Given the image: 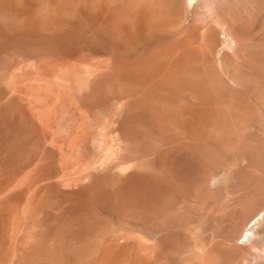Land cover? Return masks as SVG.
<instances>
[{
	"label": "bare ground",
	"instance_id": "6f19581e",
	"mask_svg": "<svg viewBox=\"0 0 264 264\" xmlns=\"http://www.w3.org/2000/svg\"><path fill=\"white\" fill-rule=\"evenodd\" d=\"M187 1L190 6L196 4V0ZM184 2L186 1L0 0V57L15 48L36 56L91 52L104 53L103 55L110 57L111 64L104 71L82 75L80 71H76V76L72 77L70 73L72 76L68 75L67 78L72 84L77 83L83 101L88 105L101 107L113 99H126V116L123 117L126 121L125 129L130 136L136 135L138 126L148 130V134H142V137L149 135L148 139H142L145 149L150 151V155L153 154L152 174L156 171L169 178L166 184L170 194L174 185L175 202L180 206L177 213L151 214L155 223L160 220L165 224H176L188 220L193 208L199 207L204 202L203 198L207 197L202 198V178L214 167H223L240 185L249 187L260 184L264 173V35L260 37L258 30L257 34H253L242 19L228 15L231 18L226 19L225 25L231 30L234 44L230 50L223 48V25L220 27L212 24L213 22L205 25L206 22L201 21L204 25L193 22L184 26L179 15L182 10L178 13ZM180 22L184 25L181 26ZM78 74L80 75L77 76ZM2 85L0 101L3 97L5 99L0 103V264H117L111 251H99L93 247L94 240L81 236L83 231L79 221L64 223L67 214L75 213L81 206L68 200H59L61 203L57 201L54 189L59 184L55 181L40 186L31 199L32 213L41 212L47 216V220L40 226H44L47 231L44 235L30 232V224L37 222L30 221L29 224L25 221L21 205L24 202V192L35 184L41 174L34 173L23 189L9 190L31 155H25L22 141L28 129L27 119L17 106L18 102L24 103V98L19 94H11ZM9 93L10 96L6 99L5 96ZM30 119L35 121L33 117ZM121 128L124 130V127L120 126ZM141 133L143 132L139 134ZM156 142L159 143L157 147L154 145ZM131 175L136 177V174L135 177ZM153 175L148 176L147 180L140 176L144 180L142 182L150 186L149 190H155L161 180L158 181ZM130 180L124 185L126 192L135 190V184L141 181ZM106 187L105 189L108 188ZM138 191L135 192L141 193ZM64 192L70 195L77 194L80 190ZM243 192L246 193L244 190ZM253 192L250 198L243 197L244 193L234 202L231 199L233 203L228 201L233 206L231 212L235 219L239 214L235 209L240 206L244 210L240 217L237 216V222H241L239 224L243 223L244 216L250 210L260 205L257 192ZM136 198L134 199L137 200ZM130 199L129 197V201ZM140 205L142 206L141 203ZM228 210L230 208L227 212ZM219 212L221 211L217 214ZM54 213L65 217L62 219L64 225L60 226L61 220L54 218ZM40 227L38 226L39 230L42 229ZM235 229H232L233 234ZM214 257L217 264H224V254L217 252Z\"/></svg>",
	"mask_w": 264,
	"mask_h": 264
},
{
	"label": "rangeland",
	"instance_id": "374dc122",
	"mask_svg": "<svg viewBox=\"0 0 264 264\" xmlns=\"http://www.w3.org/2000/svg\"><path fill=\"white\" fill-rule=\"evenodd\" d=\"M117 1L121 2V0ZM185 1L187 3L184 2V8L179 7L180 10L178 9V13L182 10L179 15L181 22L185 25L182 24L188 26L193 22L200 24L202 21L206 22L205 25L213 22L212 24L214 25L225 26L224 28L221 27L222 30L225 29L223 30L224 33L221 34L224 38V42L221 45L223 48H229L228 50H230L231 45L234 44L231 30L227 27L228 31L225 25L226 19L231 18L229 16L232 15L235 18L239 17L240 20L242 19L247 29L252 33L254 32L253 34H257L258 30L260 37L264 35V0H196V4L191 6L187 0ZM188 5L191 8L187 7ZM222 17L224 24L222 23ZM181 22L180 25L182 26ZM200 25H204V23ZM181 26H178V28H181ZM227 32L228 34L230 33L231 37L228 34L226 35ZM16 50L18 52H14ZM23 52L21 49L15 48L5 52L2 55L3 57H0V60H2L0 61V83L2 82L3 85L2 83L1 85L7 88L11 94H19L24 98V103L18 102L17 106L27 119L26 128L28 129H26L22 141L26 150L25 155H31V158L28 159L29 161L27 160L26 166L21 171V175H18L9 190L23 189L34 173L40 172L41 174L40 180L38 178L39 181L37 180L28 191L24 192V202L21 205L24 219L26 218L25 221L29 224L30 221L37 222L33 225L30 224V232L44 235L47 231L44 226L40 227L47 220V216L41 212L32 213L31 199L40 186L55 181L59 184V187L54 189L57 201H69L81 206L75 213L67 214L66 222L64 223L79 221L83 231L81 236L94 240L93 242L91 241L94 244L93 247L99 251L106 249L111 251L112 258L118 262L117 264H217L214 257L217 252L225 255L224 264H264V182L262 181L264 180V173L263 179L260 180L262 184L260 183L255 187L251 185V187L253 186L251 188L245 184L243 186L240 185L223 167L218 169L214 167L209 170L210 174L208 171L206 173L207 176L202 178L204 184L202 186V198L207 197L203 198V205L193 208L194 215L191 212L189 219L182 223L165 224L160 220L156 223L153 222L151 214L155 215L158 213L159 215L161 212V214H164V212L169 214V212L175 211L177 213L180 210V206L177 201L175 202L176 190L174 185H172L173 188H171L170 194L169 186L166 184L169 178L158 174L156 171L153 173L154 175L152 174L153 154L151 153L150 155V151L145 149L143 145L144 139H142L143 137L145 140L148 139L149 135L142 137V134L145 135L148 130L138 126L136 127V135L130 136L127 134V129H125L124 123L126 121L123 117V115L126 116V99L121 98L120 100L117 99V101L113 99V101L111 100L101 107L88 105L83 101V95L78 90L77 83L74 84L73 82V85L70 79L67 78L68 75L69 77L72 75V77L76 76V71H78L77 73L80 71L81 75L104 71L111 64L110 57L106 54L103 55L104 53L96 54L91 52L63 56L43 54L37 55V57L33 53L30 54L31 52ZM71 85L72 87H70ZM10 93L5 96L6 99L10 96ZM4 99L3 97L0 103ZM21 104H25V106ZM30 117H33L35 121H31ZM120 126L124 127V130L120 129ZM139 127L141 129H138ZM34 132L35 134H32ZM140 132L143 133L139 134ZM154 145L157 147L159 143L156 142ZM144 154L147 155L144 156ZM40 168L42 169L40 170ZM196 173L198 176V172ZM131 174L133 176L136 174V177L134 176L135 178H133ZM152 175L156 176L158 181L161 179L157 184L158 187L156 186L155 188L156 191L153 188L149 190L150 186L142 182L149 179L148 176ZM208 175L210 176L208 177ZM140 176H143L144 180ZM130 179L141 181H137L134 187L135 190L132 189L126 192L124 185ZM140 184L142 185L140 186ZM165 184L166 186L163 187L162 185ZM259 185L262 186L259 187ZM121 186L123 189H121ZM253 188L256 189L254 190ZM76 189L80 190L77 194L69 195L64 192L75 191ZM252 189L257 192L256 195L260 199V205L250 210L244 216L243 223L239 224L241 222H237L239 219L237 216L239 215L240 217L244 210H241V207L238 206L235 210H238L237 214H239H236L235 219L234 213L233 216L231 212L233 206L229 202L233 203L237 200L240 195L245 193L243 190L246 193L242 196L250 198L251 192H253ZM108 190L110 193H108ZM133 191L144 192L143 195L139 193L142 196L139 197V194L135 192L136 194L134 195ZM79 193L83 194L80 195ZM129 193L133 196L131 197ZM249 193L251 194L248 196ZM155 196L158 199H155ZM129 197L131 198L130 201L133 200L132 202L129 201ZM192 198L191 196V200ZM163 199L166 201L164 202ZM231 199L233 202L230 201ZM126 200L130 204H127ZM221 200L222 203H220ZM191 204L194 205V203ZM206 204L208 205L205 206ZM217 204L220 205L218 206ZM212 206L215 207L213 208ZM148 208L155 211H149ZM226 208H230V210L227 212ZM218 211L221 212L217 214ZM212 213L215 215L213 214L212 216ZM224 213L231 218L226 217ZM230 213L233 217L230 216ZM53 216L56 219L60 218V226L64 225L62 219L65 217L57 213H54ZM38 226L42 229L39 230ZM234 228L236 229L233 234L232 229ZM217 248H221V250L219 251ZM75 260H78V258Z\"/></svg>",
	"mask_w": 264,
	"mask_h": 264
}]
</instances>
